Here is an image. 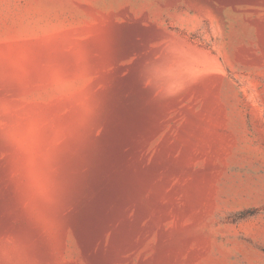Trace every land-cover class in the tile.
Returning <instances> with one entry per match:
<instances>
[{
  "label": "rangeland",
  "instance_id": "obj_1",
  "mask_svg": "<svg viewBox=\"0 0 264 264\" xmlns=\"http://www.w3.org/2000/svg\"><path fill=\"white\" fill-rule=\"evenodd\" d=\"M9 236L38 264H264V0H0Z\"/></svg>",
  "mask_w": 264,
  "mask_h": 264
},
{
  "label": "clouds",
  "instance_id": "obj_2",
  "mask_svg": "<svg viewBox=\"0 0 264 264\" xmlns=\"http://www.w3.org/2000/svg\"><path fill=\"white\" fill-rule=\"evenodd\" d=\"M55 173V169H52ZM50 184L53 189L57 190V182L53 176L50 179ZM53 202L56 197L53 196ZM0 264H38V261L31 256L30 246L24 240L16 237H5L4 242L0 245Z\"/></svg>",
  "mask_w": 264,
  "mask_h": 264
}]
</instances>
